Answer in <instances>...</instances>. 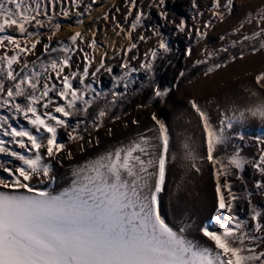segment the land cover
<instances>
[{"label": "snow or ice", "instance_id": "snow-or-ice-1", "mask_svg": "<svg viewBox=\"0 0 264 264\" xmlns=\"http://www.w3.org/2000/svg\"><path fill=\"white\" fill-rule=\"evenodd\" d=\"M98 2L0 0V264H264V208L253 204L254 193L243 176L250 164L261 177L254 181L256 193L264 196V126L253 137L258 156L246 158L234 146L231 154L227 151L234 140L245 139L249 116L264 119V102L233 109L231 115L217 108L219 119L214 121L208 106L188 98L201 131L202 152L191 137L174 144L170 127L156 111L143 126L139 118L129 120L125 102L137 90H150L147 102L135 106L143 110L166 104L178 87L156 80V62L172 49L154 26L157 46L139 52V43L152 39L133 37V31L151 18L139 0H125L124 19L131 17L128 28L111 13L103 16L105 21L114 20L117 36L129 41L127 47L113 49L121 60L119 74L106 63L107 51L97 62L94 53L100 45L95 36L88 41L76 31L66 40L56 39L62 30L58 17L70 27L82 25ZM148 7H155L168 21L166 0H152ZM191 7L193 19L204 15L199 0H191ZM235 7V0H211L214 19L206 20L203 30L189 29V38L194 34L198 41L207 39L214 22L222 23ZM253 23L257 30L245 32L246 24ZM175 27L184 32L187 21L182 18ZM229 35L230 43L204 50L192 67L204 66L203 76L209 77L246 55L264 51V8L248 12ZM227 38L220 36L221 41ZM184 54L191 57L193 48ZM33 55L35 59L29 60ZM101 71L111 76L108 92L98 90ZM141 71L147 74V83L136 85L135 74ZM185 77L187 72L179 71L177 79ZM254 82L264 88V71ZM214 103L207 100V105ZM21 120L30 127L17 123ZM118 123L137 129L127 141L72 168L68 185L55 190L52 161L59 162L62 154L71 160L70 144L83 151L86 144L99 143L93 132L106 129L111 136L110 125ZM61 130L67 133L66 140L60 138ZM179 152L187 162L183 167L188 179L202 173L201 163L211 167L215 200L207 217L194 219L180 191L166 205L168 175ZM236 181L245 184L241 191ZM242 200L248 205V219L236 211Z\"/></svg>", "mask_w": 264, "mask_h": 264}, {"label": "rangeland", "instance_id": "rangeland-1", "mask_svg": "<svg viewBox=\"0 0 264 264\" xmlns=\"http://www.w3.org/2000/svg\"><path fill=\"white\" fill-rule=\"evenodd\" d=\"M252 1H254L253 4H250ZM86 2H91V0H86ZM139 2L144 8V11L150 14L151 18L144 21L142 27L138 26V28L133 31V37L138 38L140 35L152 36L153 27L159 26L160 31L163 33V37L168 41V44L172 49L170 53L166 54L162 59H159L156 62V80L162 86H171L174 83L178 84V87L173 88L170 97H174L178 91L191 95V93H193V85H203L202 87L206 95L200 103L209 107L214 121L219 119L216 111L217 108L226 111L231 115L233 109H247L260 102H264V88L257 86L254 82L255 75L264 71V51H261L256 55H246L245 59L238 60L236 63L218 70L209 77L203 76L204 66H200L199 68L192 67L196 59L203 58L204 50L212 51L226 43H230L233 37L230 36L229 33L237 28L241 22H244V17L248 12H254V10L264 8V0H235L236 7L234 13L231 16L226 17L222 23L216 20L212 29L209 30L208 38L199 41L194 34L191 39L189 38V29L195 27L203 30L204 22L208 19H214L209 10L211 0H199V10L202 11L204 15L198 16L196 19H193L195 11L191 7V0H166V10L168 12L167 22L160 18L158 10L155 7H148V5L152 3V0H139ZM239 7L243 12H237ZM117 8H120L121 11L116 12ZM126 11L127 5L125 4V0H99L98 5L93 8L92 14L85 18L82 25L73 24V26L70 27L69 21H65L58 17L57 19L61 22L63 31H60L59 34H57L56 39L66 40L68 36L77 30L83 33L88 41L95 36V39L100 45V47L95 49L94 54L96 60L98 56L100 57L105 51H107L108 56L106 63L113 67L114 74H119L121 72L119 67L121 60L120 56L117 55L113 49L118 51L121 46L127 47L129 41L124 35L117 36L116 32L118 29H116L114 20L110 18L108 21H105L103 16L105 13H111L121 25L128 28V25L131 22V17L128 21H125L124 14ZM90 18H94V20L93 23L89 24L88 20ZM182 18L187 21L188 29L184 32H178L175 25L179 24ZM231 18H235L234 23L231 22ZM74 19L75 18H73V20ZM81 26L84 28L79 29ZM257 28L258 26L255 23L251 25L246 24L245 32L251 33L252 31L257 30ZM222 35L228 37L226 41L220 40V36ZM158 39V37L152 36L151 40L140 42L139 52L142 54L149 48L156 47ZM106 44L110 47L106 48ZM81 46L85 47L90 53L92 52L91 49H87L86 45ZM189 46L193 48V55L191 57H186L184 53ZM39 51H41L40 46L37 48V52ZM245 51L247 52L248 49H245ZM28 59H35V56H29ZM169 61H171L170 64ZM139 63V60L134 61L136 67H139ZM96 66L97 64L94 63L93 70ZM181 70L187 72V77L178 80V73ZM98 77L101 81V83L97 85L98 90L104 92L110 91L112 89L111 76L108 73L101 71V73L98 74ZM189 79L192 80V83L188 82ZM135 81L136 85L147 83V74L143 71L135 74ZM149 91L150 90L148 89L143 91L137 90L135 94L136 96L131 95L128 100L141 99L144 102H147ZM187 99L188 97H186V101H184L186 105L184 107H178L172 114L171 124L175 133L179 134L181 138H184L182 133H187V137H191L194 141V147H196L197 151L202 152L201 131L198 127V121L195 115L187 105ZM208 99H212L216 103L213 105H207ZM128 100L125 102L124 108H127ZM189 121H191L190 124ZM17 123H25V126H28L26 125V122L21 121ZM262 126H264V119L250 116L247 125L243 128L245 139L243 141L234 140L227 150L228 153L231 154L232 147L234 146L238 147L241 150V155L246 158L258 156V145L253 137L261 134ZM175 138L174 135L173 139ZM177 156L178 158L172 166L178 168L177 172L179 177L182 175L185 180L193 185L194 183H192V181L195 179V176H192L190 179L185 176L183 165L187 162L183 160V153L179 152L177 153ZM200 166L202 165L200 164ZM243 176L248 190L254 193L252 196L253 204L264 208V196L256 193L254 188V181L261 177L251 168L250 164L246 166ZM235 183L238 191H241L245 186V184H241L240 181H236ZM236 211L241 218H249L246 201H240ZM261 250H264V246L261 247Z\"/></svg>", "mask_w": 264, "mask_h": 264}, {"label": "bare ground", "instance_id": "bare-ground-1", "mask_svg": "<svg viewBox=\"0 0 264 264\" xmlns=\"http://www.w3.org/2000/svg\"><path fill=\"white\" fill-rule=\"evenodd\" d=\"M253 2L254 1H252L250 4H253ZM239 9L240 7L237 9V12H243L241 9H240L241 11ZM93 20L94 18H90L88 20V23L89 24L93 23ZM234 21L235 18H231V22L234 23ZM82 28L84 27L83 26L79 27V29ZM107 45L108 44H106V48L110 47ZM100 57L99 56L97 57V62L99 61ZM202 86L203 85L201 84H197V85L195 84L193 85V90H192L193 93H191V95L178 91L174 97H169L166 104L161 105L157 103L152 108L143 109V110H138L135 106L139 103H146V102H144L141 99L128 100L127 108H125V110L131 114V116L128 119L130 120L131 118H139L141 120V125L143 126L145 124L150 123L149 114L152 111H156L158 115L162 119H164L165 122L170 127L172 138L175 135L176 138L173 139V143L178 144L180 140L183 138H181L179 134L175 133L174 128L171 124V116L178 107L180 106L184 107L186 105L184 103V101H186V97L188 98L194 97L199 101H202L204 99V96L206 95L204 93ZM110 126L113 127L114 129L113 135L111 136L107 135L106 129H101L99 132H93L92 136L94 138L99 139L98 144L96 143H93L92 145L86 144L83 151L78 150L76 144H70L69 147L74 153L73 158L71 160L65 158L62 154L59 162L52 161L54 172L57 177L56 183L55 185H53L55 190L59 191L63 187H66L68 185L70 181V173L72 168L86 162L87 160L93 159L100 154H103L105 151L112 150L114 147L127 141L137 129L136 125H131V124L127 129L123 128L119 123ZM182 135L183 137H187V133H182ZM60 138L62 140L67 139V133L64 130L60 131ZM201 165L202 166L200 167L202 168V173L195 175V179L194 180L192 179L193 180L192 183H194L193 185H191L189 181L185 180L182 177V175L181 177H179L177 172L178 168L172 166V170L168 175L169 194L166 195L165 197L166 205H170V203L174 201V197L176 196L177 191H180V193L184 197L183 203L187 207L188 211L194 214V219L207 217L210 214V210H213L214 208L215 188H214V181L211 176V168L207 162H203L201 163ZM178 186L180 187L178 188ZM168 215H169V219H171L170 208Z\"/></svg>", "mask_w": 264, "mask_h": 264}]
</instances>
